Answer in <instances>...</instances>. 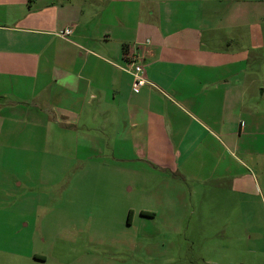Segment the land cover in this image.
<instances>
[{"label":"crops","instance_id":"1","mask_svg":"<svg viewBox=\"0 0 264 264\" xmlns=\"http://www.w3.org/2000/svg\"><path fill=\"white\" fill-rule=\"evenodd\" d=\"M127 55L154 86L134 91ZM69 136L126 164L129 190L155 197L140 212H175L189 190L192 212L226 216L224 264H259L264 0H0V194L44 161L22 138Z\"/></svg>","mask_w":264,"mask_h":264},{"label":"rangeland","instance_id":"2","mask_svg":"<svg viewBox=\"0 0 264 264\" xmlns=\"http://www.w3.org/2000/svg\"><path fill=\"white\" fill-rule=\"evenodd\" d=\"M73 139L55 146L20 140L35 148L31 157L44 161L34 165L37 174L30 175L25 188L0 194V264H224L220 248L234 244L231 229L222 226L224 213L203 218L204 213L192 212L186 190V202L176 206L180 211L156 209L155 217L141 215L140 206H157L155 197L143 196L137 187L129 190L126 164L102 163L89 140L79 147ZM9 186L0 181V191ZM261 212L255 244L262 254L259 264H264L262 205ZM170 220H175L172 228ZM35 255L44 258L35 260Z\"/></svg>","mask_w":264,"mask_h":264},{"label":"built area","instance_id":"3","mask_svg":"<svg viewBox=\"0 0 264 264\" xmlns=\"http://www.w3.org/2000/svg\"><path fill=\"white\" fill-rule=\"evenodd\" d=\"M72 31L68 28L64 29L59 35L65 39ZM124 71L130 72L133 76V89L138 91L142 86L154 84L149 81L145 76V63L140 57H134L127 55V60L124 66H122Z\"/></svg>","mask_w":264,"mask_h":264},{"label":"trees","instance_id":"4","mask_svg":"<svg viewBox=\"0 0 264 264\" xmlns=\"http://www.w3.org/2000/svg\"><path fill=\"white\" fill-rule=\"evenodd\" d=\"M153 214H154V213H152V212L141 211V215H145V216H154ZM131 215H132V212L129 211V214H128V223H129V224H130V222H131Z\"/></svg>","mask_w":264,"mask_h":264}]
</instances>
